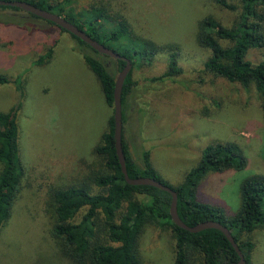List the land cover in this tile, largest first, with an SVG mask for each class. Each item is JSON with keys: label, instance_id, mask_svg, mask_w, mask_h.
Segmentation results:
<instances>
[{"label": "rangeland", "instance_id": "rangeland-1", "mask_svg": "<svg viewBox=\"0 0 264 264\" xmlns=\"http://www.w3.org/2000/svg\"><path fill=\"white\" fill-rule=\"evenodd\" d=\"M60 1L51 0L54 4ZM229 2L236 10L215 0H76L73 4L75 11L103 7L110 18H125L135 34L166 50L150 63L132 66L123 139L133 160L142 164L143 152L148 151L162 179L177 186L199 163L208 143L238 145L247 166L210 170L198 185V198L222 207L226 216L236 214L242 204L243 181L264 173L263 97L254 83L246 87L205 68L212 49L198 38L200 20L207 15L229 28L235 26L241 3ZM113 25L114 20L105 23L106 28ZM50 47L51 58L36 64ZM173 51L181 73L157 79L168 70ZM82 52L118 73L117 58L81 47L56 24L22 9L0 8V76L9 79L0 84V111L6 112L18 102L20 95L13 80L19 74L24 92L16 117L23 177L10 218L0 232V264H73L60 253L51 234L53 192L76 185H86L91 193L105 191L94 179L111 170L106 155L96 149L109 130L113 107L107 105L101 84ZM247 56L255 63L264 60V46L253 47ZM136 197L147 199L141 193ZM127 203L123 202L117 219ZM85 211L82 208L73 221L78 222ZM104 223L99 212L97 238L108 242ZM241 239L254 243L253 263L264 264V226L242 233ZM138 251L142 264H174L175 232L148 222L140 234ZM189 264H205L203 252L191 247Z\"/></svg>", "mask_w": 264, "mask_h": 264}, {"label": "trees", "instance_id": "trees-1", "mask_svg": "<svg viewBox=\"0 0 264 264\" xmlns=\"http://www.w3.org/2000/svg\"><path fill=\"white\" fill-rule=\"evenodd\" d=\"M24 1L51 12L56 10L54 13L74 23L93 39L110 48L113 47L123 56L130 57L133 67L140 62L150 63L155 55L165 50L153 40L135 34L125 18H110L103 7L91 6L75 11L73 4L76 0H61L55 4L51 0ZM215 1L222 7L236 10V6L229 0ZM237 1H240L241 8L234 27L223 25L212 15L200 20L199 41L212 49V54L204 62V66L230 82H239L246 87L254 83L264 100V60L255 63L247 56L253 47L264 46V0ZM0 8L20 10L12 6ZM111 20H114V25L106 28V21ZM60 29L66 31L61 27ZM71 36L81 47L91 48L78 37L73 34ZM111 41L114 44H109ZM222 41L231 44L224 45ZM52 53L53 48L50 47L35 63L45 62L51 58ZM82 57L99 80L107 105L113 107L116 75L102 60L92 54L82 52ZM126 61L123 57L117 58L118 71ZM177 61V52H170L168 70L157 79L172 78L181 73L182 68L178 66ZM132 66L122 87L124 121L126 97L132 90ZM8 82V78L0 76V84ZM13 82L19 92V100L10 110L0 111V232L10 218L23 177L16 121L24 95L22 74L17 75ZM114 125L112 114L109 119V130L103 134L102 144L96 149L98 153L106 155V165L111 170L108 174L99 175L94 179L98 187L105 188L104 193H91L86 185L69 186L53 192L55 221L51 234L57 239L60 253L73 264H142L138 251L140 234L145 224L157 222L175 232L174 264H189L191 247L203 252L205 264H237L240 256L221 230L208 227L192 232L178 227L172 222L169 213L172 203L170 192L151 185L131 184L126 180L114 146ZM123 133L122 145L130 175L153 177L175 189L178 193L177 212L186 224L193 225L206 219H216L223 223L231 230L242 249L245 264H254L252 259L254 243L251 240L243 241L241 234L264 226V173L251 175L243 181L242 204L238 212L232 216H226L222 207L201 201L197 193L198 185L208 171L241 170L247 166V158L242 155L238 145L234 142L208 143L203 149L201 160L187 173L185 181L174 186L162 179L149 159L148 151L143 152L142 164H138L130 157ZM136 193L146 195L147 199H138ZM124 201L128 203L117 219ZM82 208H86L85 213L78 222H74L75 215ZM99 212L103 214L108 242L97 238L96 219Z\"/></svg>", "mask_w": 264, "mask_h": 264}, {"label": "water", "instance_id": "water-1", "mask_svg": "<svg viewBox=\"0 0 264 264\" xmlns=\"http://www.w3.org/2000/svg\"><path fill=\"white\" fill-rule=\"evenodd\" d=\"M0 6H12L22 9L25 12L31 13L37 17L43 18L50 22H53L57 26L63 28L67 32L73 34L78 37L80 40L88 44L93 50L97 51L100 54L113 56L115 58H125L127 61L125 65L118 71L115 76L114 83V105H113V114H114V146L116 150V154L118 156V160H120L122 170L124 172L126 180L131 184H146L157 187L159 189L165 190L172 194V203L170 204V217L174 224L178 227L183 228L185 230H190L192 232L200 231L204 228L215 227L218 230H221L232 243L236 251L240 256V261L237 264H245V256L240 248L238 242L236 241L234 235L231 230L227 228L223 223L217 221L216 219H206L203 221H199L193 225L186 224L178 215L177 212V204H178V193L171 186L165 184L161 180H158L153 177H146L145 175L139 176H131L127 167V161L125 160V153L122 145V133L124 128V113H123V83L126 75L131 69L132 59L127 56H123L120 52L116 51L113 47H108L97 40L93 39L89 34L80 29L74 23L68 21L65 17L58 15L54 12H51L46 9H42L40 7L35 6L31 2L24 0H0Z\"/></svg>", "mask_w": 264, "mask_h": 264}]
</instances>
